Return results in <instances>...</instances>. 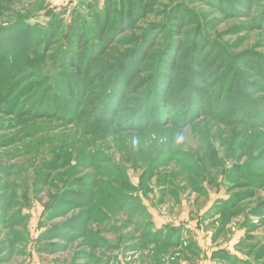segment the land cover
I'll return each instance as SVG.
<instances>
[{
    "label": "rangeland",
    "instance_id": "374dc122",
    "mask_svg": "<svg viewBox=\"0 0 264 264\" xmlns=\"http://www.w3.org/2000/svg\"><path fill=\"white\" fill-rule=\"evenodd\" d=\"M81 1H84V4L80 3ZM104 1L0 0V33L2 37L6 39L10 37L13 40L10 47L13 58H9L7 64L0 68V82H4L2 78L7 77L8 74L11 75L14 71V65H16L15 67L21 66L23 60H26L27 56L30 53L32 54L33 48H35L37 51H43L42 53L46 56L45 67L53 73L47 85H57L59 80H56V73H59L60 70L66 71V76L61 80L65 81L69 78L89 85L92 88L88 96L89 103L85 106L88 108H86L87 110L92 111L93 107L90 106L104 86L103 81L96 80V78L101 76V69L104 67L108 68V76L105 82H110L111 77H113L111 68L121 61L124 55L138 48L140 49L138 56V61L140 62L142 61V53L145 52L146 46L143 43L145 37L149 39L153 37L154 40L160 37L156 40L155 56H152L148 62L139 63V67L137 66L136 73L140 74V79L151 77L153 72L158 71V65L163 61L165 51L169 47H173V50L176 48V43L173 42V40L176 42L179 37L176 34V28L181 25H187L186 30L182 33L185 36L184 40L188 51L179 56L180 65L183 68L190 67L191 73L198 72L203 74L205 71L209 73L208 77L202 80L203 82H199L193 87L199 89V92L206 93L207 97L211 95L216 97V99L228 97L229 94L235 92L233 89L240 90L242 87L243 91L248 93L247 96L252 102L259 101L252 103V106L259 107L264 104V75L261 72L257 73L254 68L247 65L249 59L253 61L252 57L256 55L264 57V0H255L254 6L245 14H238L237 10H242V6L235 3L236 1H243L247 7L248 0H234L235 2H231V0H127L126 3L124 0H115L116 4H121V15L124 19H128V26L125 29H118L112 35L107 45L108 52H105V50L101 53H95L88 63L86 61L87 51L82 54V57L84 56L82 66L85 67V71L72 70L70 64L67 63L69 56H64L65 53H68V48L72 44L70 38L73 34L71 35L68 32L72 15L77 12L80 17H86L85 21L81 23L83 26L81 33H85L84 27H87V24L89 27H93L94 33L98 34L95 28L96 23L94 20L91 23V18H96V10L103 9ZM133 1L139 5L136 9L141 10L131 20V12L133 11L131 4H134ZM85 3L91 5L93 10L91 11L81 6L86 5ZM195 18H198V23L200 24L195 23ZM27 25L32 27L27 28V30L21 28V26ZM37 26H40L39 30L36 28ZM157 29L158 32H155ZM43 32L55 37L52 45H49L50 40L46 44L42 42ZM56 33H58L57 36H54ZM79 34L80 31L76 32V38ZM141 38L143 39L142 41H140ZM34 39L41 40L35 42ZM154 40H148L149 42H146V45H150L148 44L150 42L155 44ZM165 46L167 47L165 48ZM194 50H201L202 52L199 67H194L190 64L195 60ZM79 52V50L75 49L73 53L79 56ZM174 52H177V50ZM222 52H225V57L222 58L221 62L217 61ZM73 58L75 59V57ZM117 60L118 62H116ZM15 62L18 63L16 64ZM29 64L31 65L32 63L26 62V66ZM233 71L235 74L232 73ZM142 72H145V74ZM181 72L176 71V77ZM68 75L71 77H68ZM72 75L76 79L72 78ZM241 80H243L242 86L241 83L237 84ZM10 83L13 82L9 81ZM70 83L67 80V85H70ZM148 89H154L152 83L148 85ZM161 94L163 95V92ZM22 95L17 94V99L22 100ZM61 95L70 103L71 109L75 111L78 105L73 97L67 94L63 96V93ZM172 95L178 108L171 110L170 104L168 116L161 120V124L151 122L154 126L149 127L152 128L144 127L140 129L137 127L138 129H136L132 127V124L136 125L132 118L133 123L131 124L125 122L124 124L107 127L119 131L118 146L112 149L111 154L116 158V162H124L126 164V179L134 188L132 192H127L126 194L133 201L126 203L129 208L126 207L125 213L120 219L125 224L128 220H132L134 215V218L139 220L137 214H134L135 211L136 213L138 211L143 213V218L140 221L141 225L136 227L128 224L125 229L121 230L122 228L119 224L118 226L115 225L114 228L118 229L120 226L119 234L123 236L125 234L133 235L134 232H138L140 235V233L144 234L146 230L151 231L147 227L150 224L153 231L167 227L183 229L185 239L182 245L184 248H188L189 242L195 243L197 251L195 250L194 253L196 255H193V252H185V255H183L182 251L184 249H177L174 254H165L161 258V261H163L161 264H172L175 257L179 259L174 261L180 264H223L212 258L213 254L218 250H226L231 256L243 260L245 255L242 250L246 246V239L249 236L255 239L253 242L249 241V243L254 244L259 241L260 246L257 249L264 251V218L251 214L255 207L259 205V202L264 200V189L258 188L254 198L245 200L240 205L241 207L239 206L240 209L238 208L237 210L239 214L231 220L216 239L215 236L218 234V229L221 228V218L214 214L215 209L213 208L221 201L228 200L232 194L245 192L248 188L244 186L235 187L233 185L235 183L228 179L227 172L234 166L233 162L227 159L229 161L226 162L225 168L227 170L220 171L215 169L213 175L210 176L211 178L213 177V182H215L213 187L205 186V191L201 189V185H205V182H211L205 161L207 157L205 139H210L209 137H211L217 142H219L220 138L223 141L225 139L226 146L222 147L220 151L226 158L232 157L235 148L244 147L243 143L253 142L255 139L264 141V128H258V124V126L250 124L251 126L248 128V124L254 122L253 117L251 118L249 115L261 110L250 108L251 113L244 114L239 111L237 115L226 112L221 114L213 111L207 112V108L200 105L197 107L198 110L194 112L185 111L182 105L185 103L186 96L182 95V91L175 89ZM168 98L171 99V88ZM142 99L139 103L134 102L133 106H126L122 117L136 115L139 107L143 104ZM161 99L158 102L157 97L153 98L149 104V111L152 112L160 105ZM25 103L26 100L23 99L20 103V110L25 109ZM86 109H83L82 112H85ZM189 113L190 118H188ZM149 114L150 112L146 116L149 117ZM258 115H260L259 120L264 119L261 112L260 114L258 112ZM38 118L40 119L29 120V122L20 120L19 122V119L13 118L9 113L0 112V153L6 157L3 163L15 165V171L20 174L11 180L10 186L14 183V186L17 187L18 197L22 198L25 192V201L29 200L30 205L22 210L23 217H27V239L17 247L16 253L12 256L10 262H0V264H89L84 255L88 251L92 252L88 248V244L91 245L90 242L93 240L91 238L103 235L101 239L105 238V241L111 244L119 242L113 234H103L106 227L105 224L110 225V220L105 222L102 219L101 222H97L94 219L90 223V234H87L86 237L83 235L84 238H79L73 243L65 240L54 242L59 246H66L64 252L46 255L37 251V238L43 231L41 228L44 229L45 227L42 224L46 222L44 207L40 202L41 200L45 202L44 198L47 197V193L51 190L47 188L41 194H33L34 168H32V157L27 149L30 143L36 144L39 138L49 137L50 134L43 130L42 133L44 134H35L33 138H27V132H30V130L41 131L43 128H39L41 130L36 128L39 125H43L41 121H47L43 123L48 125L51 123L50 121L55 120L52 118L46 119L42 116ZM236 119L241 120L236 121ZM55 122L57 123L56 125L51 127L48 125V128H45L51 130L54 127H61L55 131L56 136H68L76 132V127L69 125L67 120ZM135 123H139L138 120ZM232 123H235V125ZM240 123H246L247 125L245 128L234 127L241 126L238 125ZM256 123L264 124V122ZM33 124L36 127H32ZM63 125H67V127H63ZM147 125H150V123ZM95 138L97 139V136ZM8 141H15L14 146H5ZM176 156L179 159L178 163L175 160ZM171 159L175 162L171 163ZM165 177L168 182L166 188L157 186L158 180L163 181ZM106 181L111 183L110 180ZM144 181H149V184L145 186L143 184L145 183ZM240 181L237 183L242 184L243 182ZM7 182L9 181L2 182L1 180L0 186ZM73 189H79V187L75 186ZM165 189L166 193L164 194ZM85 192L87 193L88 190L85 189ZM73 200L75 201L74 198ZM80 212H71L61 219L48 223L50 226L64 223L72 215ZM211 212L214 213L211 214ZM207 213L208 216L206 215ZM82 219L86 220L87 216H83ZM67 234L68 232H64V235ZM140 237L138 236L132 242H122L118 252L106 253V258H100V260L107 262L109 258L107 264H159L161 255H156L155 250L158 247L154 244L144 246L142 250L139 249L140 247L138 250L136 246L133 247L134 243L139 242L138 239ZM103 244L105 243L100 241L98 243L101 247ZM98 251H95V253L100 255ZM180 255L185 259H181ZM3 256L0 255V259ZM186 259L191 262L189 263ZM261 262L264 263V260H261ZM92 263H94V260Z\"/></svg>",
    "mask_w": 264,
    "mask_h": 264
},
{
    "label": "trees",
    "instance_id": "16d2710c",
    "mask_svg": "<svg viewBox=\"0 0 264 264\" xmlns=\"http://www.w3.org/2000/svg\"><path fill=\"white\" fill-rule=\"evenodd\" d=\"M124 1L126 3L127 0ZM231 2L235 1L231 0ZM254 2L255 0H248L246 7L243 1H236L235 4L242 6V10H237L238 14L247 13L249 9L254 6ZM80 3L84 4V1ZM85 4L86 5L81 6L91 11L93 10L91 5L88 3ZM118 4L115 3V0H105L103 9L96 10L97 16L95 19L91 18V23H93L94 20L98 34L94 33L93 27H89L87 24V27H84L85 33H81L83 29L81 23L85 21L86 17H80L79 13L74 12L68 28V32L71 33V35L73 34L70 38L72 44L68 48V53L64 55L69 56L67 58V63L70 64L72 70L77 69L78 71H85V67L82 66V59L84 58L82 54L87 51L86 61L88 63L89 59L92 58V55L95 53H101L105 50V52H108L109 49H107V45L112 35L118 29H125L128 26V19H124L121 15V4ZM125 6L127 5L125 4ZM131 6L133 7V11L131 12L132 20L135 18V14H138L141 9H136L139 5L135 2L134 4L132 3ZM222 8L225 9L224 7ZM195 23L200 24L198 23V18H195ZM31 27V25L21 26L22 29L26 30ZM36 28L39 30L40 26ZM186 28L187 25H181L176 28V34L179 36L176 42L173 40V42L176 43V48L173 50V47H169L165 51L163 61L158 65V71L153 72L151 77L140 79V74L136 73L137 66L139 67V63L148 62L152 56H155L156 40L160 37L156 40H154L153 37L150 38L154 40L155 44L150 42L148 46L146 42H149L148 40L150 39L148 37H145L144 40L141 38L140 41L143 40L146 46L145 52L142 53V61H138L140 52L138 48L131 51L132 55L131 52L124 55L121 61L118 62L117 60L116 62L118 63L111 68L113 77H111L110 82H105L108 76V68L104 67L101 69V76L96 78V80L103 81L104 86L102 88L103 90L99 92V95L90 106L93 107L92 111L87 110L88 108L85 107L89 103L88 96L92 88L89 87V85L82 84L81 82L69 78L65 81L61 80L66 76V71L60 70L59 73H56V80H59L57 85H47L53 73L50 69H46L45 67L44 62L46 56L42 53L43 51H37L35 48H33V53H30L26 60H23L21 66L15 67L16 65H14V71L11 75L8 74L7 77L2 78L4 82H0V112L9 113L13 118L16 117L19 119V122L20 120L29 122V120L40 119L38 117L42 116L46 119H55L50 121L51 123L48 124L49 127L56 125L57 123L55 121L62 122L63 120H67L69 125L76 127V132L74 134L60 137L55 135V131L61 127H54L49 130L47 129L48 125L43 123L47 121H41L43 125L36 127L35 123L32 126L36 127L38 130H41L39 128H43L41 131L30 130V132H27V138H33L35 134L39 135L43 130L50 134L49 137L39 138L36 144L33 142L30 143L27 149L32 157V168H34L35 179L32 184L34 187L33 194H41L47 188L51 190L47 193V197L44 198L45 202L42 200L40 202L44 207L46 221L42 224L45 227L44 229L41 228L43 231L37 238V251L40 254L53 255L64 252L66 246H59L54 242L65 240L73 243L79 238H84V236L86 237L87 234H90L91 221L95 219V221L101 222L103 219L105 222L110 220L111 223L110 225L105 224L106 227L104 228L103 234H113L119 242L111 244L105 241V238L101 239L103 235H99L95 238H91V236L88 235L93 239L90 242L91 245L88 244V248H90L92 252L88 251L84 255L89 264H107L109 258L107 262L101 261L100 258H106V253L118 252L122 242H132V240L136 239L138 236H141L138 239L139 242L134 243L135 245H133V247L136 246L137 250L140 247L139 249L142 250L144 246L154 244L158 247L155 250L156 255H161L159 264L163 262L161 258H163L165 254H174L177 249H184L182 251L183 255H185V252H193V255H196L194 253L197 249L195 243L189 242L188 248L183 247L182 242L185 239V235L181 228L167 227L165 229L153 231L151 229L152 225L150 224V226L147 227H149L151 231L146 230L144 234L140 233L139 235L138 232H134L133 235L125 234L124 236L119 234L120 229H125L128 224L129 226L135 225L136 227L141 225L142 223H140V221L143 218V213L141 211L136 213L135 211L134 214H137L139 220L135 219L134 215L133 219L128 220L125 224L124 221L120 219V217H123L126 207L129 208V206H126V203H131L133 201V199L126 194L127 192H132L134 188L126 179V164H124V162H116V158L111 154L112 149L118 146L119 131L107 128L118 124H124L125 122L131 124L133 121L136 125L132 124V127L136 129H142L144 127L152 128L149 127L154 126L151 122H158L161 124V120H164L166 116H168L170 104L171 110L178 108L172 95L175 89H180L182 95L186 96L185 103L182 105L185 111L189 110L194 112L198 110L197 107L201 105L207 108V112L213 111L221 114L226 112L237 115L239 111L246 114L251 113L250 108H258L261 110L258 111L259 114L261 112L262 117H264V104H261L259 107L252 106V103L259 101L252 102L249 96H247L248 93L244 92L242 87L240 90L233 89L235 92L223 99H216V97L211 95L207 97L206 93L199 92V89L193 87L195 84L203 82L202 80H205L209 73H207V71L203 74L198 72L191 73L190 67L183 68L180 65L181 60L179 56L188 51L184 40L185 36L182 33ZM78 31H80V34L76 38V32ZM155 32H158V29ZM57 34L58 33L54 36H57ZM34 40L38 42L41 39ZM49 40V45H52L55 37L43 32L42 42L46 44ZM12 41L10 37L7 39L2 37L0 33V68L7 64L9 58H13L10 51ZM166 47L167 46H165V48ZM75 49L80 51L78 53L79 56L73 53ZM176 50L177 52H174ZM194 52L195 60L190 64L194 67H199L201 64L200 58L202 57V52L201 50H194ZM72 56L75 57V59ZM223 57H225V52L221 53L217 61L221 62ZM252 59L253 61L249 59L250 62L248 61V67L251 66L254 68V71L257 73L261 72V74L264 75V57L256 55L252 57ZM26 62L32 64L26 66ZM176 71L182 72L176 77ZM142 73L145 74V72ZM232 73L235 74L234 71ZM68 77L71 76L68 75ZM72 78L76 79L73 75ZM67 80L71 82L70 85H67ZM9 81L13 83L9 84ZM178 82L183 83L178 85ZM151 83L154 88L153 90L148 89V85ZM239 83H241L242 86L243 80L237 84ZM167 85L169 88H167ZM170 88L171 99L168 98ZM162 92L163 95L161 94ZM62 93L63 96L67 94L73 97L75 103L78 105L75 111L71 109L70 103L62 97ZM17 94L22 95L23 97L21 98L26 100L24 110H20V103L23 99L18 100ZM156 97L158 98V102L159 99L162 98L160 101L161 103L151 112L149 111V104L151 100ZM141 98H143V104L139 107L136 115L133 114L125 118L122 117V113L125 112V107L133 106L134 102L139 103ZM202 100L204 101L201 103ZM83 109H86L85 112H82ZM148 112H150L149 117L146 116ZM258 112L249 115V117H253L254 122L249 123L248 128H250V124H252V126L259 125L258 128H264L263 123H256L264 122V119L259 120L260 115H258ZM188 118H190V113ZM137 120L139 123H135ZM238 120L241 119H236V121ZM148 123H150V125H147ZM232 124L235 125V123ZM238 125L241 126L234 127L245 128L247 124L240 123ZM63 127H67V125H63ZM95 136H97V139ZM209 138L210 139H205L207 144V157L205 161L209 174L208 176H212L215 169L226 171V162L229 160L233 162L234 167L228 170V179L235 183L233 184L235 187L244 186L248 188L245 192L232 194L228 200L221 201L213 208L215 209V213L211 212V214H217L221 218V228L218 229V234L215 236L216 239L231 220L239 214V211H237L239 206L243 204L245 200L254 198L258 188L264 189V141L255 139L253 142L243 143L245 145L244 147L235 148L232 157L226 158L222 155V151H220L222 147L226 146L225 139L223 141L222 138H220L219 142H217L215 139ZM14 144L15 141H8L5 146L10 147L14 146ZM105 153L107 154L105 155ZM4 158L6 159V157L0 153V181H9L0 186V255H4L3 258L0 259V262L6 263L11 261L12 256L16 253L17 247L23 244L25 239H27V217H25L26 219L23 217L22 210L30 205L29 200L25 201V192L22 198L20 196L18 197L17 187L14 186V183L10 186L11 180L20 174L18 171H15V165L4 164ZM175 160L177 163L179 162L177 156ZM173 162L175 161L171 159V163ZM106 180H110L111 183H108ZM210 181L211 182H205V185H201V189L205 191V186L213 187L215 184V182H213V177ZM238 181L243 183H237ZM144 182L143 184H145V186L149 184V181ZM166 182L165 177L163 181L158 180L157 186L159 185L160 187L166 188L168 184V182ZM75 186L77 188L79 187V189H73ZM85 189L88 190L87 193ZM164 191L165 194L166 189ZM71 212L80 213L72 215V217L67 219L64 223L49 225L48 222L61 219ZM251 214H255L256 216L259 215L264 218V200L259 202V205L255 207ZM206 215L208 216V213ZM83 216H87V219L83 220ZM119 224L121 228L120 226L118 229H116V227L114 228L115 225L118 226ZM64 232H68V234L64 235ZM253 240L255 239L251 236L246 239V246L242 250L245 255L243 260L231 256L226 250L216 251L212 258L223 264H264L261 262V260H264V251L262 249H257L260 246V242L257 241L254 244L249 243V241L253 242ZM99 241L105 244L101 247L98 245ZM97 250H99L98 252H100V255L95 253ZM94 254L96 255L94 256ZM180 258L185 259L182 255H180ZM178 259L179 258L175 257L174 260L177 261ZM93 260L94 263H92ZM174 260L172 264H180L178 262L176 263ZM186 260L189 261V263L191 262L189 259Z\"/></svg>",
    "mask_w": 264,
    "mask_h": 264
}]
</instances>
